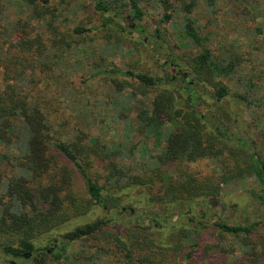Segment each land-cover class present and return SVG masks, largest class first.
<instances>
[{
	"label": "trees",
	"instance_id": "16d2710c",
	"mask_svg": "<svg viewBox=\"0 0 264 264\" xmlns=\"http://www.w3.org/2000/svg\"><path fill=\"white\" fill-rule=\"evenodd\" d=\"M34 1L26 0L29 5ZM36 1L46 4L50 0ZM91 1L99 15V23L90 27L76 25L70 33H66L56 31L57 25L50 21L48 26L59 37L48 40V44L40 34L18 31L13 37L11 30H4L3 26L0 29V144L5 147L0 150V164H8L11 169L7 174L0 169L1 252L5 257L11 256L15 262L18 258L28 259L22 254L34 255L40 250L51 249L55 264H64L69 259L65 251L72 242L91 238L99 240L98 250L102 254H110L119 264H190L191 260L200 256L197 250L198 234L191 248H185L180 241L187 232L184 228L173 231L169 242L164 243L150 231L155 225L143 226L137 221L122 227L120 222L105 215L77 225L63 234L54 231L63 223L86 214L93 206H100L107 212L116 209L121 198L115 193L127 187L145 188L148 195L146 204H163L164 212L161 214L166 216V209L170 205L186 204L199 197L208 203V200L218 198L220 183L252 176L259 184V190L254 194L264 203V155L252 151V143L246 134L234 135L230 132L228 125L232 120L224 106L226 97L230 95L246 106L259 98H250V94L241 86L232 90L227 84L226 80L232 79L238 67L235 52L231 50L234 45L230 48L228 45L222 46L218 52L210 46V35L192 16L195 0L182 5L172 0H160L163 13L159 24L173 23L172 27L179 32L174 38L157 27L152 36L154 40L166 42L171 49L167 53L169 60L161 63L163 67H170L169 74L163 77L136 67L122 69L117 66L98 70L94 74L111 75L117 95L125 87H131L132 93L142 96L152 93L149 104L142 103L137 116L153 146L159 148L165 144L160 155L142 164L138 161L124 164L116 159H124L125 152L132 150L125 144L107 148L93 137L89 138L88 143L81 141L80 137L73 142L54 138L52 124L38 100L39 96L34 95L33 99L31 96L39 81L37 68L42 72L47 71L49 77H55L58 69L59 72L60 69L64 71L62 53L68 51L72 44H75V49L81 45V40L73 36L92 29L102 31L101 38L108 43H133L137 51H141L138 46L143 44V40L132 38L134 30L129 22L132 19L143 21L145 18L141 0ZM253 6L256 15L262 14ZM2 7L0 5V22ZM262 26L264 29V23ZM137 30L143 33L144 28L138 27ZM183 40L199 50L191 54L175 53L174 48H183ZM54 47H59V52H52ZM158 53L159 50L151 55ZM100 59L105 61L102 55ZM191 74H195L197 79H192ZM115 76L127 78L119 80ZM173 78H179L181 82L176 84ZM203 88L209 89L210 103L206 104L202 98ZM201 108L208 112L200 111ZM165 122H169L171 127L167 128ZM224 155H227L230 164L218 178L214 175L200 176L184 167L175 169L174 173L168 169L172 165L204 158L225 163ZM59 156L72 162L87 184V197L76 192L72 171L59 160ZM91 157L105 161L107 174L103 182L93 179L88 173ZM126 207H123V211ZM181 214L188 216L187 212ZM190 220L193 218L190 217ZM150 221L154 222V219ZM213 225L224 233L242 234L243 248H240L248 262L264 264L258 244L250 238L254 223L232 226L215 221ZM203 227L208 228V225ZM40 237L45 241L41 248L35 246Z\"/></svg>",
	"mask_w": 264,
	"mask_h": 264
},
{
	"label": "rangeland",
	"instance_id": "374dc122",
	"mask_svg": "<svg viewBox=\"0 0 264 264\" xmlns=\"http://www.w3.org/2000/svg\"><path fill=\"white\" fill-rule=\"evenodd\" d=\"M172 1L182 5L190 0ZM195 1L192 16L203 31L210 35V46L218 52L222 46L228 45L230 48L234 45L231 50L235 52L234 57L238 67L232 79L226 80L227 84L232 90L241 86L250 94V98H259L246 106L236 97L227 96L224 101L225 112L232 120L228 128L234 135L246 134L250 141H255L256 149L262 150L264 155V29L262 28L264 0H213L212 3H208L207 0ZM124 2L126 1H122ZM141 4L146 14L143 21L129 20L134 30L132 38L143 40V44L138 46L141 51H137L133 43L117 45L106 42L101 38L103 32L98 29L88 30L80 35L75 34L73 38L81 40V45L75 49V44H72L67 48L68 51L62 53L64 71L60 69L59 72L58 69L55 77H49L47 71L42 72L37 68L39 81L31 93L32 99L34 95L39 96L38 100L52 124L51 132L54 138L73 142L80 137L81 141L88 143L89 138L93 137L107 148L125 144L132 150L125 152L124 159H116L118 163L124 164L134 161L141 164L147 160L153 161L154 157L160 155L165 148V144L155 148L138 121L140 106L142 103L149 104L152 93L142 96L132 93L131 87H125L120 95H117L114 93L115 87L110 79L111 75L101 73L95 76L94 74L98 70L103 71L117 66L122 69L136 67L165 77L169 74L170 67L168 65L163 67L161 63L169 60L167 53L171 49L166 42L161 39L154 40L152 36L157 27L174 38L179 33L172 27L173 23L159 24L163 13L160 0H141ZM0 5L3 6L0 29L3 26L4 30L5 28L9 29V32L11 30L13 37L18 31L30 35L40 34L47 39V44L48 40L59 37L55 30L48 26L50 21L57 25L56 31L66 33H70L76 25L90 27L99 23V15L95 12L91 0H50L46 4L35 0L30 5L26 0H0ZM253 5L258 8L257 12L262 14L256 15ZM138 27L144 28L143 33L138 32ZM182 47V49L174 48L173 51L191 54L199 50L185 40ZM59 50V47H54L52 52ZM158 50L160 53L156 56L151 55ZM101 55L105 61L100 59ZM1 72L0 66V77ZM190 77L197 79L195 74H191ZM116 78L121 80L127 77ZM239 78L242 80L238 81ZM173 81L176 84L181 82L179 78H173ZM202 98L206 104L210 103L208 88L202 89ZM200 111L208 112L202 108ZM165 125L167 128L171 127L169 122H165ZM4 148L0 144V150ZM226 156L224 155L223 161L225 163L204 158L195 162L172 165L168 169L170 168L171 173H174L175 169L184 167L200 176L214 175L218 178L223 171H227L228 163L230 164ZM58 158L72 171V183L76 192L87 197V184L79 176L72 162L64 156ZM90 160L89 175L103 182L107 174V169L104 168L105 161L97 157H91ZM0 169L6 174L11 170L10 166L3 162L0 164ZM257 190L259 184L252 176L237 181L227 180L220 183L218 194L219 204L226 203V208L221 209L219 205L210 206L203 202V197H199L186 204L170 205L166 209L165 216L161 214L164 212L163 204H146L148 195L145 188L127 187L115 193L121 198L116 209L107 212L100 206H93L86 214L63 223L54 232L63 234L77 225L107 215L113 221L120 222L122 227L137 221L143 226L155 225L150 231L156 235L157 240L164 243L169 242L173 231L184 228L187 232L180 241L185 248H191L198 234L197 250L200 256H196L190 264H250L241 249L243 235L221 232L213 224L215 221H223L232 226L254 223L255 228L250 238L255 239L264 260V203L255 196L254 192ZM124 206H127L126 211H123ZM129 210H132L130 214ZM183 212H187L188 216L181 214ZM190 217L193 220H190ZM153 219L154 222L150 221ZM204 225H208V228L203 227ZM43 240V237L37 239L35 246L43 247L45 245ZM98 242L99 240L91 238L72 242L65 251L69 259L64 264H119L113 256L102 254V251L98 250ZM39 252L43 254L37 261L32 258L25 260L18 258L12 263V257H5L0 248V264L56 263L55 258L49 255L47 250Z\"/></svg>",
	"mask_w": 264,
	"mask_h": 264
},
{
	"label": "flooded vegetation",
	"instance_id": "af4514ba",
	"mask_svg": "<svg viewBox=\"0 0 264 264\" xmlns=\"http://www.w3.org/2000/svg\"><path fill=\"white\" fill-rule=\"evenodd\" d=\"M172 71L174 72V74H176L175 70H172ZM183 76L186 77L184 74H183ZM173 77H175V75H173ZM251 143H252V146H253L252 151H257V153H259V155H261L262 151L256 149L255 141H251ZM207 202H208V204L210 206L219 205L221 207V209L226 208V203L219 204V199L218 198L217 199L208 200ZM47 253H49V255L53 256V252L51 251V249H47ZM42 254H43V252H37L34 255H30V254L29 255H24V254H22L21 256H24V257L27 256L26 258H32L34 261H37L38 257H41ZM12 263H14V261H12Z\"/></svg>",
	"mask_w": 264,
	"mask_h": 264
},
{
	"label": "water",
	"instance_id": "95a60500",
	"mask_svg": "<svg viewBox=\"0 0 264 264\" xmlns=\"http://www.w3.org/2000/svg\"><path fill=\"white\" fill-rule=\"evenodd\" d=\"M25 257H27V256H25Z\"/></svg>",
	"mask_w": 264,
	"mask_h": 264
}]
</instances>
